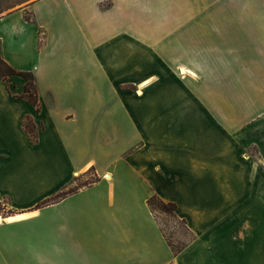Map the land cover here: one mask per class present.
Returning a JSON list of instances; mask_svg holds the SVG:
<instances>
[{"label":"crops","instance_id":"1","mask_svg":"<svg viewBox=\"0 0 264 264\" xmlns=\"http://www.w3.org/2000/svg\"><path fill=\"white\" fill-rule=\"evenodd\" d=\"M17 2L0 13V56L32 72L40 106L20 97L22 76H0V197L14 210L0 215V264H264V0ZM176 91L194 118L176 117ZM231 106L239 119L221 130L248 164L236 200L205 193L213 170L194 150L197 118L212 141L210 110ZM89 170L98 179L79 186ZM151 194L194 236L178 253Z\"/></svg>","mask_w":264,"mask_h":264},{"label":"rangeland","instance_id":"2","mask_svg":"<svg viewBox=\"0 0 264 264\" xmlns=\"http://www.w3.org/2000/svg\"><path fill=\"white\" fill-rule=\"evenodd\" d=\"M17 3H19L17 2V0H0V13L6 12L9 9L14 8L16 5H19ZM175 88L180 89L178 85ZM129 89L133 90L135 94L139 95L140 92L138 91H141V86L132 85L129 86ZM177 94L178 91H176V94L172 93V96H170V100L173 103V106H176L174 108L176 117H180L183 119L194 118L191 112L188 111L183 112L185 106L188 105L187 101H185L187 93H181V95H177ZM114 97H119V96H113V98ZM163 102H164V98H161L160 100L155 98V101L149 100L148 105L162 106ZM131 103H130L131 106H138L137 102H131ZM192 106H198V107L205 106V103L197 102L195 105L193 104ZM221 108L218 110L215 107L214 110H210L209 112L210 115H212V116H208V121H209L208 123H210V118L212 117L211 120L212 131H213L212 141L204 142L205 140L204 138H202V135L204 134L201 132V127L205 128L204 126L205 122L204 121L201 122L200 121L201 118H197L198 120L197 134L199 141H197V143L195 144L194 150L199 153L206 154L208 166L213 170L212 176L210 177L209 175L210 181L208 182V187L206 188L207 192L205 193H207L212 197L217 198L220 196L219 192L223 189L224 193L231 200H236L237 198H239L240 195H243L242 194L243 191L242 189H240V185L243 183V180H239V179L244 178V176H239L236 170L246 167L248 164H246L240 158L238 152H236L237 150L231 151L228 148L229 146L228 142L231 143V138H228V135L223 133V131L221 130V127L223 125L222 123L223 116H225V118L230 117V118L239 119L238 106H231L229 110H226L224 108L221 109ZM203 119H206V117L204 116ZM207 126H209V124ZM234 143L232 142L231 144ZM250 151L251 153H254L253 150ZM94 179H95V173L89 170L83 177L79 178L76 183L78 185H81L84 183H89ZM221 184H223V186H221ZM252 201L257 206L256 207L257 211L255 214L258 217H260L259 231L262 233L261 236H258L259 238L258 237L256 238V245H258L257 243L260 242L261 248L264 249V204L258 205L254 199ZM6 208L7 206L4 203V198L0 197V215H3V213L6 211ZM153 215L155 216V219H157V223L158 224L160 223L165 236L172 245L178 247L190 238L191 235L187 231L186 226L179 219L174 218L170 213L156 210L155 214L153 213Z\"/></svg>","mask_w":264,"mask_h":264},{"label":"trees","instance_id":"3","mask_svg":"<svg viewBox=\"0 0 264 264\" xmlns=\"http://www.w3.org/2000/svg\"><path fill=\"white\" fill-rule=\"evenodd\" d=\"M24 17L26 20H30V18H31L29 13H25ZM10 75H20L25 79L24 92L20 95V97H23L24 99H26L38 111L40 105H39V100H38L37 88H36V84L34 82V76H33L32 72L28 71V70L15 69L12 66H10L0 56V76L4 80H7L8 76H10ZM22 128H23L24 132L28 135L30 141L32 143H35L37 141L38 130H37V126L34 124V122L32 121V119L29 116H26L22 120ZM97 179H98V177L95 176V179L93 181H96ZM93 181H91V182H93ZM87 184L88 183H84V184H81L79 186L87 185ZM77 188H78V186L64 189V190L58 192L57 194H55L54 196H52L51 198L42 201L38 205V207L41 205L48 204L50 202H54L58 199H61V198L65 197L66 195L74 192ZM3 198H4V203L7 206L6 211L3 213V215H8V214L13 213L14 210L9 206L8 199L6 197H3ZM147 204H148L150 210L154 214H155L156 210H160L163 212L170 213L174 218L179 219L185 225V220L178 218L176 215V207L177 206L174 202L163 201L156 194H151V196L147 199ZM159 225H160V223H159ZM160 228H161V225H160ZM186 229L191 235L190 238L186 242H184L182 245L176 247L168 241L167 237L164 234L163 229L161 228V231H162L163 235L165 236V238L168 242V245L171 248L173 253H178L189 241H191L193 239L194 236H193L192 232L187 227H186Z\"/></svg>","mask_w":264,"mask_h":264}]
</instances>
